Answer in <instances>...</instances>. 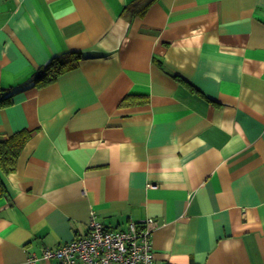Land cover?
Segmentation results:
<instances>
[{"label": "crops", "instance_id": "0c3cea01", "mask_svg": "<svg viewBox=\"0 0 264 264\" xmlns=\"http://www.w3.org/2000/svg\"><path fill=\"white\" fill-rule=\"evenodd\" d=\"M78 66L35 87L52 58ZM0 264L154 218L156 264H264V0H0Z\"/></svg>", "mask_w": 264, "mask_h": 264}, {"label": "built area", "instance_id": "2783aa9c", "mask_svg": "<svg viewBox=\"0 0 264 264\" xmlns=\"http://www.w3.org/2000/svg\"><path fill=\"white\" fill-rule=\"evenodd\" d=\"M157 225V220L147 218L117 229L96 220L92 212L87 234L57 248L44 247L29 259H56L61 264H156L152 234Z\"/></svg>", "mask_w": 264, "mask_h": 264}, {"label": "trees", "instance_id": "16d2710c", "mask_svg": "<svg viewBox=\"0 0 264 264\" xmlns=\"http://www.w3.org/2000/svg\"><path fill=\"white\" fill-rule=\"evenodd\" d=\"M81 57L82 54L78 51L55 56L48 64L35 72L34 86L40 88L55 82L63 73L76 68ZM13 103V92L0 86V108ZM32 132L29 129H22L10 135H0V198L8 195L6 178L16 171L21 153L32 136Z\"/></svg>", "mask_w": 264, "mask_h": 264}]
</instances>
